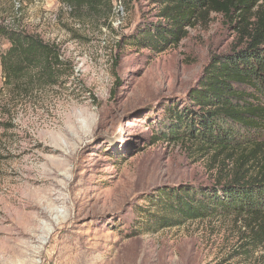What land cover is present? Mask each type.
<instances>
[{
    "label": "rangeland",
    "instance_id": "obj_1",
    "mask_svg": "<svg viewBox=\"0 0 264 264\" xmlns=\"http://www.w3.org/2000/svg\"><path fill=\"white\" fill-rule=\"evenodd\" d=\"M109 1L90 11L0 0L4 25L59 45L67 66L55 87L6 95L0 58V264H264L245 217L145 230L161 190L215 185L232 172L226 155L153 137L170 127L171 106L189 105L211 59L238 45V32L211 13L175 44L126 45L152 33L143 27L159 22L160 8Z\"/></svg>",
    "mask_w": 264,
    "mask_h": 264
},
{
    "label": "trees",
    "instance_id": "obj_2",
    "mask_svg": "<svg viewBox=\"0 0 264 264\" xmlns=\"http://www.w3.org/2000/svg\"><path fill=\"white\" fill-rule=\"evenodd\" d=\"M62 1L68 9L90 11L110 3ZM148 1L160 8L159 22L146 23L143 28L152 33L131 36L126 45L142 47L145 39L164 46L175 44L183 28L211 13L228 19L240 42L229 53L211 59L188 93L189 105L184 109L171 106L167 112L170 127L153 137L226 155L232 172L215 185L164 188L150 200L149 211H144L148 216L145 230L158 232L188 220L237 216L253 222L254 243L264 244V0ZM0 49L6 95L63 83L67 66L59 45L0 21ZM5 126L0 122V130Z\"/></svg>",
    "mask_w": 264,
    "mask_h": 264
},
{
    "label": "built area",
    "instance_id": "obj_3",
    "mask_svg": "<svg viewBox=\"0 0 264 264\" xmlns=\"http://www.w3.org/2000/svg\"><path fill=\"white\" fill-rule=\"evenodd\" d=\"M123 10H124V8H123V6H122V2L120 1L119 2V6H118V13H123Z\"/></svg>",
    "mask_w": 264,
    "mask_h": 264
}]
</instances>
